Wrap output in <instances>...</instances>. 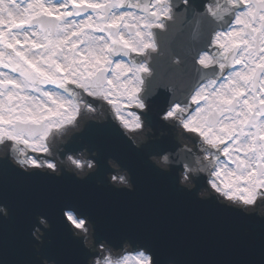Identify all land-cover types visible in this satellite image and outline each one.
Wrapping results in <instances>:
<instances>
[{
	"label": "snow or ice",
	"instance_id": "6c2138e0",
	"mask_svg": "<svg viewBox=\"0 0 264 264\" xmlns=\"http://www.w3.org/2000/svg\"><path fill=\"white\" fill-rule=\"evenodd\" d=\"M229 4L239 11L226 30L214 35L216 53L205 52L197 59L204 68L218 67L221 79L200 86L186 101L156 112L150 104L155 91L147 89L141 77L148 67L114 58L156 51L153 29L163 28L162 21L169 18L168 0H149L142 6L129 0H61L59 4L0 0V147L5 148L0 159V221L13 218L7 198L10 184L23 190L40 184L54 187L68 176L78 186L103 169L105 177L112 173L115 182L106 179V190L135 193V161L125 164L109 155V141L134 148L121 129L139 132L156 114L162 117V128L175 130L193 148L198 145L200 155L193 159L192 148L185 147L184 162L177 164L171 154L180 145L165 138L153 142L166 146L148 155L150 169L156 175L174 177V190L181 196L194 190L208 193L207 198L197 196L191 203L207 205L214 214L258 217L264 248V218L250 213L264 206V0H229ZM125 7L130 10L124 11ZM210 11L219 16L228 9ZM104 102L113 119L89 123L73 137L80 141L77 147L98 153L92 157L96 171L83 179L58 174L61 168L52 158L55 137L79 127L83 114L96 112V105ZM165 152L169 155H163L162 161L168 171L149 160ZM68 159L76 168L85 167L79 160ZM23 207L33 229L49 224L45 231H51L54 222L82 245L85 257L83 261L49 260L38 255V264H177L166 258L154 221L126 217L113 237H97L100 210L79 192L27 201ZM90 227L95 230L93 252L84 245ZM75 230L80 234L74 236ZM31 235L39 243L33 231ZM38 243L32 246L36 249ZM43 245L44 240L40 249ZM0 260L24 264L9 258L6 236L0 238Z\"/></svg>",
	"mask_w": 264,
	"mask_h": 264
},
{
	"label": "water",
	"instance_id": "95a60500",
	"mask_svg": "<svg viewBox=\"0 0 264 264\" xmlns=\"http://www.w3.org/2000/svg\"><path fill=\"white\" fill-rule=\"evenodd\" d=\"M175 8L173 19L167 21L165 29H157L159 51L152 53L151 66L153 73L148 77L147 89H153L155 94L150 98L151 106L156 112H162L170 103L186 101L205 78L217 72L212 66L204 68L197 64V59L203 50L212 49L213 33L224 26L229 14L227 11L221 15H214L205 10L204 0H171ZM145 4L149 0H144ZM219 9H225V6ZM113 119L108 116L106 120L87 119L81 130H76L66 140L58 143L60 159L65 160L68 153L88 151L90 157L98 153L89 151L87 146L77 147L80 141H74V136H79L89 123L101 124ZM161 117L154 114L149 121L154 129L160 128ZM132 147L129 149L119 142L109 141V155L121 158L127 164L135 161L133 170V182L136 184L135 193L124 191H108L104 184L106 179L110 183L109 173L101 169L94 173L96 168L90 170L85 176H81L67 166H61V173L75 174L78 178H87L80 185H74L72 178L65 176L62 181H57L56 186L49 187L45 184L33 186L23 190L10 184L7 189L9 205L13 208L12 220L0 221V238L6 236L9 249V258L24 262V264H38L37 256L49 260H62L71 257L75 260H84L82 245L60 231L53 222L51 231H45L51 225L38 226L43 231L32 228V221L24 210L27 201L42 199L52 200L57 196L74 195L79 192L83 197L92 202L100 210V220L97 228V237L101 235L113 237L114 230L121 227L126 217H139L148 221H154L159 229L161 238L165 244L166 258L173 259L177 264H264V248L261 246V233L259 218H243L238 216H221L208 210L207 205H195L191 203L197 199V192L181 196L174 190V177L156 175L147 165V158L158 147L165 144H154L165 138L171 143L179 144L174 153L176 163H183V150L180 142L173 134L165 133L160 137L153 135L149 130V139L137 144L133 137L127 135ZM148 143V144H147ZM147 144L146 146H144ZM144 149L142 152L137 150ZM76 147V151L69 148ZM66 153L65 155H61ZM167 155L169 153L165 152ZM4 158L1 156L0 159ZM192 158L195 155L192 152ZM73 159V158H72ZM84 164V160L76 158ZM149 160L160 167L153 157ZM111 164V161H109ZM163 170L170 168L160 167ZM119 188H124L120 186ZM201 198H207L202 197ZM0 202H3L0 199ZM251 213V212H250ZM251 214L258 215L253 212ZM264 218L263 216H259ZM42 219V218H41ZM245 229L250 234L245 236ZM32 231L40 233L39 243L44 245L40 249L38 242L32 237ZM95 237V230H94ZM74 236L75 233H73ZM36 249L32 246L36 244ZM85 247L93 252L85 244ZM40 249V252H39ZM39 252V253H37ZM0 264L3 261L0 260Z\"/></svg>",
	"mask_w": 264,
	"mask_h": 264
},
{
	"label": "flooded vegetation",
	"instance_id": "af4514ba",
	"mask_svg": "<svg viewBox=\"0 0 264 264\" xmlns=\"http://www.w3.org/2000/svg\"><path fill=\"white\" fill-rule=\"evenodd\" d=\"M227 1H229V0H227ZM52 2L53 3H56V4H59V3H61V0H52ZM130 3V2H129ZM124 11H128V10H130L128 7H125L124 9H123ZM237 11H239V9L237 10ZM231 25V24H230ZM226 30V29H225ZM114 59H116V58H114Z\"/></svg>",
	"mask_w": 264,
	"mask_h": 264
},
{
	"label": "clouds",
	"instance_id": "9594fccd",
	"mask_svg": "<svg viewBox=\"0 0 264 264\" xmlns=\"http://www.w3.org/2000/svg\"><path fill=\"white\" fill-rule=\"evenodd\" d=\"M185 183V180H184V178H182L181 179V184H184ZM189 187H192V185H188ZM197 196L198 197H201L202 196V194L201 193H197Z\"/></svg>",
	"mask_w": 264,
	"mask_h": 264
},
{
	"label": "bare ground",
	"instance_id": "6f19581e",
	"mask_svg": "<svg viewBox=\"0 0 264 264\" xmlns=\"http://www.w3.org/2000/svg\"><path fill=\"white\" fill-rule=\"evenodd\" d=\"M146 56H147V54H146ZM131 59L133 62H135V61H137L138 57L135 56V54H132ZM147 67H148V65H147Z\"/></svg>",
	"mask_w": 264,
	"mask_h": 264
},
{
	"label": "rangeland",
	"instance_id": "374dc122",
	"mask_svg": "<svg viewBox=\"0 0 264 264\" xmlns=\"http://www.w3.org/2000/svg\"><path fill=\"white\" fill-rule=\"evenodd\" d=\"M139 64H141V63H139Z\"/></svg>",
	"mask_w": 264,
	"mask_h": 264
}]
</instances>
